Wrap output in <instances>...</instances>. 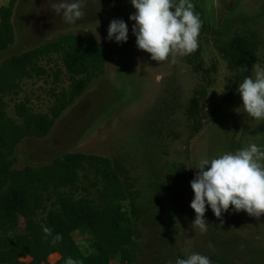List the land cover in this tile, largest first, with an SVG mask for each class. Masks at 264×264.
<instances>
[{"label":"rangeland","instance_id":"1","mask_svg":"<svg viewBox=\"0 0 264 264\" xmlns=\"http://www.w3.org/2000/svg\"><path fill=\"white\" fill-rule=\"evenodd\" d=\"M13 4L14 40L0 51L8 56L31 48L60 33L87 34L107 49L103 74L67 107L51 131L41 138L23 139L16 147V168L44 165L67 152H82L117 160L125 173L127 199L137 218L135 257L128 264H175L192 252L206 255L210 264H264V214L259 218L226 211L217 218L206 206L207 230H193L192 166L201 157L247 147L264 146V122L252 120L241 106L238 84L264 64V0H192L202 21L198 48L176 62H158L136 47L128 19L135 9L129 0H83V17L66 24L52 4L59 0H0ZM113 18L123 19L128 40L107 39ZM241 41L236 64L227 53ZM247 53V54H246ZM46 72L23 78L16 93L1 96L4 110L14 117V105L24 101L34 111L47 112L53 94L66 88L68 76L56 55L40 62ZM244 67L247 71H241ZM241 106V107H240ZM90 179H93L90 177ZM80 175L73 196L95 198L97 189ZM51 202L38 213L41 219ZM230 205V209H231ZM20 217L15 227L0 229V239L25 232ZM83 253L94 237L85 227L73 232ZM50 253L39 264H55ZM30 262V256L19 258ZM113 262L119 263V257Z\"/></svg>","mask_w":264,"mask_h":264},{"label":"trees","instance_id":"2","mask_svg":"<svg viewBox=\"0 0 264 264\" xmlns=\"http://www.w3.org/2000/svg\"><path fill=\"white\" fill-rule=\"evenodd\" d=\"M13 4L0 5V51L13 43ZM239 41L229 44L227 53L236 64L241 59ZM247 54V53H246ZM56 55L68 76L66 88L53 94L47 112L34 111L24 101L14 105V117L4 110L1 96L16 93L23 78L43 75L40 61ZM107 57L106 47L87 34L60 33L31 48L6 57L0 64V229L15 227L25 220V232L0 239V264H39L50 253H58L55 264H65L72 257L77 264H128L135 257V205L124 204L127 187L124 169L117 160L82 152H67L44 165L16 168L15 150L26 138H41L52 129L55 121L90 84L101 77ZM244 57V56H243ZM80 175L97 189V196H73ZM92 177L93 179H90ZM51 202V208L39 219L38 213ZM42 226L59 233L55 244L52 237L44 239ZM85 227L93 235L91 250L83 253L73 232ZM30 256V262L21 257ZM119 257L120 262L112 261Z\"/></svg>","mask_w":264,"mask_h":264},{"label":"clouds","instance_id":"3","mask_svg":"<svg viewBox=\"0 0 264 264\" xmlns=\"http://www.w3.org/2000/svg\"><path fill=\"white\" fill-rule=\"evenodd\" d=\"M134 12L128 19L133 21L131 31L136 47L150 54V59L176 62L177 56H186L198 48V36L202 21L194 12L192 0H129ZM61 13L66 24H75L83 15V0H59L51 5ZM129 27L120 18L110 20L107 39L117 43L128 40ZM241 71H247L242 67ZM243 111L254 121L264 122V64L253 65V75L244 76L238 84ZM240 106V107H241ZM193 178L189 181L193 197L189 206L194 210L191 222L193 230H207L204 218L206 206L217 218L226 211L243 210L252 217L264 214V146L249 143L235 151H225L211 157H201ZM230 205L232 206L230 209ZM44 239L52 237L55 244L61 239L42 226ZM65 264H77L67 257ZM175 264H210L208 256L192 252L175 260Z\"/></svg>","mask_w":264,"mask_h":264}]
</instances>
